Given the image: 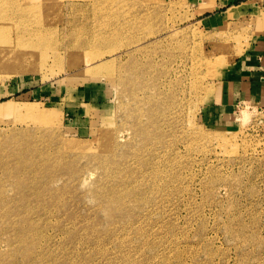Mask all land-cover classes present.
Masks as SVG:
<instances>
[{"label": "rangeland", "instance_id": "1", "mask_svg": "<svg viewBox=\"0 0 264 264\" xmlns=\"http://www.w3.org/2000/svg\"><path fill=\"white\" fill-rule=\"evenodd\" d=\"M229 2L0 0V264H264V105L219 89L264 0Z\"/></svg>", "mask_w": 264, "mask_h": 264}, {"label": "crops", "instance_id": "2", "mask_svg": "<svg viewBox=\"0 0 264 264\" xmlns=\"http://www.w3.org/2000/svg\"><path fill=\"white\" fill-rule=\"evenodd\" d=\"M229 1L215 0L213 3L212 0H198L209 7L220 3L228 5V8ZM254 7L260 11L262 5L256 3ZM258 10L255 9V12L260 14ZM208 17V22H213L214 14ZM261 22L262 29L254 35L248 51L233 61L219 81L220 100L226 108L237 101L264 105V19Z\"/></svg>", "mask_w": 264, "mask_h": 264}, {"label": "bare ground", "instance_id": "3", "mask_svg": "<svg viewBox=\"0 0 264 264\" xmlns=\"http://www.w3.org/2000/svg\"><path fill=\"white\" fill-rule=\"evenodd\" d=\"M82 42V41H81ZM9 44V41H8V38L6 37V35H2L0 34V59L2 60L3 58V53H5V49L7 48ZM79 44V43H78ZM82 44V43H80ZM78 46V45H77ZM80 47V46H79ZM14 47L11 48V50H13ZM18 53V52H16ZM1 60H0V63H1ZM3 106V105H2ZM1 109V108H0Z\"/></svg>", "mask_w": 264, "mask_h": 264}]
</instances>
